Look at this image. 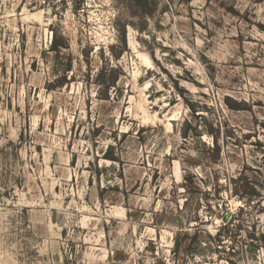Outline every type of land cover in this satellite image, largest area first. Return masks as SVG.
<instances>
[{
    "label": "rangeland",
    "instance_id": "374dc122",
    "mask_svg": "<svg viewBox=\"0 0 264 264\" xmlns=\"http://www.w3.org/2000/svg\"><path fill=\"white\" fill-rule=\"evenodd\" d=\"M0 264H264V0H0Z\"/></svg>",
    "mask_w": 264,
    "mask_h": 264
},
{
    "label": "trees",
    "instance_id": "16d2710c",
    "mask_svg": "<svg viewBox=\"0 0 264 264\" xmlns=\"http://www.w3.org/2000/svg\"><path fill=\"white\" fill-rule=\"evenodd\" d=\"M121 38H122V41L124 42L125 40H124V33L123 32H122ZM54 47H56V44H54ZM180 241H181V238L176 236L175 240H174V251H178V249L180 247V243H181Z\"/></svg>",
    "mask_w": 264,
    "mask_h": 264
}]
</instances>
